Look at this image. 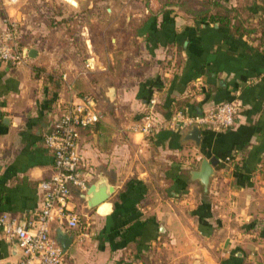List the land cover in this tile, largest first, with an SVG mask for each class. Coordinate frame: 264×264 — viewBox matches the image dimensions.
Wrapping results in <instances>:
<instances>
[{"label": "crops", "instance_id": "1", "mask_svg": "<svg viewBox=\"0 0 264 264\" xmlns=\"http://www.w3.org/2000/svg\"><path fill=\"white\" fill-rule=\"evenodd\" d=\"M75 1L67 2L76 14L47 17L44 29L21 17L20 0H0V32L7 17L20 19L24 48L38 50L19 67L0 62V213L36 217L39 184L54 171L44 135L71 101L93 93L102 118L80 133L85 177L115 191L90 209L73 190L79 227L51 226L61 246L59 235L68 241L67 263L262 264L264 54L253 36L193 12L233 8L256 26L264 0H173L174 11L162 10L165 0ZM54 30L86 57L61 58L60 42L50 50ZM113 46L141 60L132 79L125 71L114 81ZM223 101L239 104L235 126L201 128L199 146L184 140L191 127L164 126L147 136L130 129L149 113L165 122L178 110L200 114ZM205 157L219 160L207 191L192 177ZM21 257L0 227V264Z\"/></svg>", "mask_w": 264, "mask_h": 264}, {"label": "built area", "instance_id": "2", "mask_svg": "<svg viewBox=\"0 0 264 264\" xmlns=\"http://www.w3.org/2000/svg\"><path fill=\"white\" fill-rule=\"evenodd\" d=\"M7 1L14 5L19 0ZM28 59V49L22 44L21 23L17 18L7 17L0 32V62L19 67ZM238 112V102L223 101L200 114L178 110L165 122L149 113L130 129L147 136L164 126L182 130L197 124L200 128L222 132L235 126ZM101 118L102 110L97 99L83 94L71 101L53 120L44 135V143L53 153L54 171L39 184L42 193L39 212L32 220H20L8 213H0L3 235L22 251L20 260L8 264H68L65 249L51 236V226L54 222L67 223L72 229L80 225L79 215L70 205L74 189L84 193L90 186L79 148L80 133L82 129L94 128Z\"/></svg>", "mask_w": 264, "mask_h": 264}, {"label": "rangeland", "instance_id": "3", "mask_svg": "<svg viewBox=\"0 0 264 264\" xmlns=\"http://www.w3.org/2000/svg\"><path fill=\"white\" fill-rule=\"evenodd\" d=\"M21 7V10L24 12H22V15L24 16V18L26 17V21L27 23L31 24L32 26H35L36 28H44L46 29V25L47 23V17H50L49 20H52V22H55L56 20H58V17H61L65 14V16H68L69 18L76 14L78 8L75 6H72L71 4H69L67 1L65 0H20L19 4ZM118 6V4H117ZM112 8V7H110ZM20 17V18H21ZM20 20V19H19ZM112 21L113 24H115V18L112 17ZM61 22V21H60ZM120 25H118L119 28ZM125 25L122 24V27H124ZM121 27V28H122ZM71 28V27H70ZM38 31V30H37ZM39 32V31H38ZM54 36L51 38L52 40L50 42H48L47 44L49 45L50 50H56L55 47L57 45V42L60 43H64V51L63 54L64 55H60L61 58H68V57H74V55L79 56L80 58H84L85 53L82 52V47L81 45H79L78 47H80L79 49H81L80 51H78L77 49V53L75 51H73L74 46L70 45L66 42H70L67 38L64 39V37L62 36V40H61V36L56 34V31L54 30ZM81 38V43L83 42L82 37ZM59 39V40H58ZM127 43V41H126ZM68 45H70V49H68ZM127 46V44L125 45ZM46 45L43 48V52H44V56H49L52 54V51L46 52ZM77 47V46H75ZM120 48L114 47L112 48V53H113V68H112V75L114 78V81H117L120 77H122V75L124 74V72L126 71V75L125 77L132 79L139 70H136L138 64H140L141 60L139 58H137L136 54H130L126 53V55L124 56V53L122 51H119ZM46 52V53H45ZM134 52V51H133ZM107 55L109 53V51L107 50ZM87 54V53H86ZM71 66H68V68ZM124 77V76H123ZM86 95H90L93 96L94 98L97 99L99 108L102 110V107L100 106V102L98 100V98L96 97L95 94H91V93H86ZM262 264H264V260L261 262Z\"/></svg>", "mask_w": 264, "mask_h": 264}, {"label": "water", "instance_id": "4", "mask_svg": "<svg viewBox=\"0 0 264 264\" xmlns=\"http://www.w3.org/2000/svg\"><path fill=\"white\" fill-rule=\"evenodd\" d=\"M71 4H76L75 0H66ZM38 54L37 49L28 50V56L30 58H36ZM202 139V129L199 125L194 124L188 131L184 134L185 141H193L196 146L200 145ZM218 158H203L200 168L192 172V177L195 180H198L204 189L207 191L210 185L211 179L215 175V167L218 165ZM115 191L114 186L108 184L106 181L102 180L98 183L91 184L86 192L83 193V198L87 202L88 208L92 209L98 206L99 204L105 202L111 194ZM62 247L66 249L68 246V241L63 235L58 237Z\"/></svg>", "mask_w": 264, "mask_h": 264}, {"label": "trees", "instance_id": "5", "mask_svg": "<svg viewBox=\"0 0 264 264\" xmlns=\"http://www.w3.org/2000/svg\"><path fill=\"white\" fill-rule=\"evenodd\" d=\"M149 1V0H146ZM176 4L173 0H165L162 5V10L174 11L172 7ZM214 7H221L218 2L213 1L211 3ZM233 11L235 14H233ZM196 16L201 17L203 21H209L210 23H219L223 25H232L234 29L240 36L254 37L253 40L257 42V47L264 54V9L262 16L257 20L256 26L250 24L247 19H244L237 9L225 8V12L218 11L215 13H210L209 11L203 12L201 14L198 11L193 12ZM248 21V22H247Z\"/></svg>", "mask_w": 264, "mask_h": 264}]
</instances>
